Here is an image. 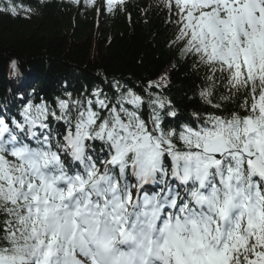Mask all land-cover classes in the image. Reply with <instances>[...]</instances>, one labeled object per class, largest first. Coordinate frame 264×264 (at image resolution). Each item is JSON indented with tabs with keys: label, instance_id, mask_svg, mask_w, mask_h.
I'll use <instances>...</instances> for the list:
<instances>
[{
	"label": "snow or ice",
	"instance_id": "6c2138e0",
	"mask_svg": "<svg viewBox=\"0 0 264 264\" xmlns=\"http://www.w3.org/2000/svg\"><path fill=\"white\" fill-rule=\"evenodd\" d=\"M124 4L106 0L98 13ZM160 4L176 28L169 46L210 70L200 98L221 109L212 100L220 73L229 89L220 100L242 97L237 110L229 116L193 111L191 121L166 130L161 112L177 116L160 94L169 73L144 86L151 129L138 115L144 96L122 92L119 81L111 106L93 88L95 100L87 99L86 108L68 93L56 98L59 115L46 102L29 101L21 120L0 117V264H264V0ZM0 11L17 15L10 0ZM10 66L15 71L17 61ZM72 109H78L74 121ZM49 117L68 125L63 143L38 137L35 129H47ZM25 132L37 147L22 142ZM91 140L109 146L107 159L86 156ZM61 152L83 171L69 174ZM129 168L135 185L127 182ZM169 174L179 186L168 183ZM158 177L165 188L141 198L142 186Z\"/></svg>",
	"mask_w": 264,
	"mask_h": 264
},
{
	"label": "trees",
	"instance_id": "16d2710c",
	"mask_svg": "<svg viewBox=\"0 0 264 264\" xmlns=\"http://www.w3.org/2000/svg\"><path fill=\"white\" fill-rule=\"evenodd\" d=\"M10 2L17 8V15L0 11V108L11 118L21 120L20 112L29 101L34 105L46 102L59 115L56 98L67 99L68 93L73 100L84 101L86 108L87 99L95 100L91 96L93 88H99L111 106L119 95L112 84L119 81L124 85L122 92L131 88L144 96L138 115L151 129L152 110L144 86L149 80L169 73L167 87L160 94L171 100L177 116H168L167 110L161 112L166 130L191 121L193 111L202 116L207 113L229 116L242 100V97L220 100L229 94V89L226 79L221 82V74L216 73L212 100L220 103L221 109L204 103L199 93L210 85L206 78L210 70L197 57H181L178 48L169 46L176 28L168 22V12L160 0H125L123 10L117 6L112 13L106 10L98 13L106 4L98 0L92 6L84 0L79 4L73 0ZM8 4L9 0H0V8ZM144 9H148L147 14ZM12 60L17 61L15 71L10 66ZM21 79L26 82L27 94L18 98L15 88ZM125 107L133 110L131 105ZM93 108L102 117L108 115L106 110L96 109L95 104ZM77 112L78 109L71 110L73 121ZM48 124L45 133L51 136L53 144L57 140L63 143L68 127L65 121L49 117ZM86 144L89 156L95 161L109 149L100 140ZM166 159L170 158L165 157V166ZM129 173L131 168L126 176Z\"/></svg>",
	"mask_w": 264,
	"mask_h": 264
},
{
	"label": "rangeland",
	"instance_id": "374dc122",
	"mask_svg": "<svg viewBox=\"0 0 264 264\" xmlns=\"http://www.w3.org/2000/svg\"><path fill=\"white\" fill-rule=\"evenodd\" d=\"M23 92H24V90L23 89H21L20 91H19V93L21 94H23ZM148 191V189L147 188H142V192H147ZM133 193H134V196H135V191H134V189H133Z\"/></svg>",
	"mask_w": 264,
	"mask_h": 264
}]
</instances>
